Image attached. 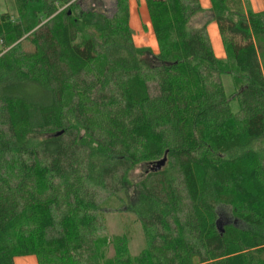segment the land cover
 Masks as SVG:
<instances>
[{"label":"trees","instance_id":"16d2710c","mask_svg":"<svg viewBox=\"0 0 264 264\" xmlns=\"http://www.w3.org/2000/svg\"><path fill=\"white\" fill-rule=\"evenodd\" d=\"M13 2L0 12V264H264V9L211 0L219 59L206 24L190 25L198 0H145L156 52L134 44L128 0L110 16L94 0ZM112 197L143 228L136 258L126 233L103 230Z\"/></svg>","mask_w":264,"mask_h":264},{"label":"rangeland","instance_id":"374dc122","mask_svg":"<svg viewBox=\"0 0 264 264\" xmlns=\"http://www.w3.org/2000/svg\"><path fill=\"white\" fill-rule=\"evenodd\" d=\"M76 1L79 2V5L81 8H85L88 4H90V1L92 0H71V2ZM97 2V8L100 9L101 11H104L108 16L112 15L115 10V0H94ZM71 2L67 3L65 6H68ZM134 2V0H132ZM227 5L229 6L230 9L234 11H239L242 12V1L241 0H226ZM64 6V7H65ZM143 6V5H142ZM141 7V11H142ZM6 11L11 14H15V6L13 0H0V12ZM134 12V10H133ZM138 12V11H136ZM135 13V12H134ZM140 13V10L138 12ZM144 16H141V19L144 20ZM148 16L146 15V19ZM133 18V22H134ZM195 18H193L191 22V26L194 25ZM138 22V21H137ZM216 22V21H215ZM1 40V39H0ZM209 41L212 46L213 51H215V54L220 56L221 53L223 52V43L220 42L219 37L216 38L210 37L209 35ZM153 44V43H152ZM148 46H151V43L148 44ZM155 46H157V42L155 41ZM24 49H32L33 46L29 42H25L24 44ZM224 47V46H223ZM148 59L150 57L146 56ZM263 64V62H262ZM39 137V136H38ZM147 169L146 162H138L137 164H134L127 172V178L129 180V183L127 184L128 188V197L132 199V194L134 192V186L135 184L138 183L139 180H141L145 175V170ZM98 196H100V199L104 198L107 196V192H104L102 190H97ZM107 200V201H106ZM105 201V208H104V215H103V224H104V229L105 232L108 235H119L122 233H126V235L129 237L128 240V249L127 253L131 254L132 257L136 258L139 256V253L146 247V239L143 234V228L140 223L135 221V217L132 216L130 217L133 220V224L131 226H127V222L129 220V214L130 212L127 211V203L121 204L118 200H115L113 197L110 198L109 200L106 199ZM120 211H127L128 213H123L122 215L120 214ZM219 211H221L222 215L219 216V219L221 221L220 224L218 225V228L220 229L222 227L221 222H225L230 220L229 216H231V209L230 207H222ZM233 221L238 222L235 217L231 218ZM131 221V220H130ZM240 226L244 227L243 225L240 224ZM131 227V228H130ZM130 228V229H129ZM103 233V231H102ZM104 246H102L103 248ZM104 254H105V259H110L111 257H115L114 255L116 252L114 248L112 247V244L109 246V248L104 247L103 249ZM83 258L88 257V252L82 251ZM17 264H37V257L35 255H29V256H22V257H17L15 258ZM106 260L101 258L100 264H104Z\"/></svg>","mask_w":264,"mask_h":264},{"label":"crops","instance_id":"0c3cea01","mask_svg":"<svg viewBox=\"0 0 264 264\" xmlns=\"http://www.w3.org/2000/svg\"><path fill=\"white\" fill-rule=\"evenodd\" d=\"M128 1H129V25L133 32L132 37H133L134 44L138 47H149L148 44L151 43L150 48L156 52L158 47L155 46L156 38L153 33V29H152V25L149 19V14L147 11L145 0H134V2H132V0H128ZM241 1L243 5L242 6L243 8L241 11L243 13H246L248 10L257 12V11H261L264 9V0H241ZM198 2L202 10L197 12L194 16H192L190 20V24L193 18H195L193 26H200L203 23H205L208 38H209V35L211 38L212 37L216 38V35H217V37H219L220 39V42L222 43V39H221L219 30H218V25L213 19L212 14L210 12L211 0H198ZM141 7H143L142 11H141ZM133 10L135 13L133 12ZM139 10L141 14L138 13ZM146 15L148 16L147 19H146ZM141 16L145 17L144 20L141 19ZM133 18H135L134 22H133ZM222 48H223V52L221 53L220 56L216 55L215 51H213L215 56L219 59H224L226 57L225 49L223 46ZM24 256H29V255H24ZM17 257L19 256H16L15 258ZM15 258H14V264H17ZM37 264H38V261H37Z\"/></svg>","mask_w":264,"mask_h":264},{"label":"water","instance_id":"95a60500","mask_svg":"<svg viewBox=\"0 0 264 264\" xmlns=\"http://www.w3.org/2000/svg\"><path fill=\"white\" fill-rule=\"evenodd\" d=\"M166 161V156H164L162 159L156 161V163L154 164L156 168H160L161 166L164 165ZM217 224H219V220H217Z\"/></svg>","mask_w":264,"mask_h":264}]
</instances>
